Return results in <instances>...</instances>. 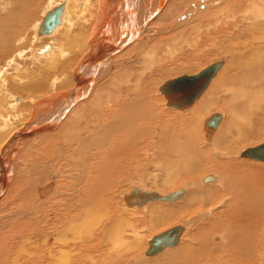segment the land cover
<instances>
[{
  "label": "bare ground",
  "instance_id": "1",
  "mask_svg": "<svg viewBox=\"0 0 264 264\" xmlns=\"http://www.w3.org/2000/svg\"><path fill=\"white\" fill-rule=\"evenodd\" d=\"M42 2L0 0V76L13 71L9 91L2 92L7 82L0 80V264H69L76 253L64 243L69 233L88 235L83 264H226L219 257L224 251L231 263L255 264L259 257L264 264V246L250 245L246 234L248 223L264 221V187L256 183L264 184V161L242 156L247 147L235 148L264 132V0H51L37 10ZM54 9L58 22L40 33ZM28 26L31 43L20 38ZM45 38L52 42L40 44ZM217 38L236 50L164 82L157 99L153 74L197 59ZM239 57L244 66L229 79L228 63ZM206 70L209 81L188 105L166 94L175 79ZM161 98L180 112L192 108L168 118L158 112ZM222 104L229 121L221 112L207 116ZM213 115L219 120L208 130ZM157 140L163 147L152 154L146 148ZM209 157L225 179L205 172ZM63 161L74 162V172L63 171ZM187 177L195 181L166 190ZM120 181L130 188L118 196L124 200L118 215L112 204ZM158 182L166 191L149 188ZM178 191L179 197L166 198ZM137 195L148 198L135 204L130 199ZM67 199L68 210L62 208ZM137 211L140 217H128ZM58 212L68 217L61 227ZM199 215L212 217L203 221L210 234L198 239L192 232L195 246L180 242ZM166 222L176 224L143 239ZM173 229L177 242L148 253L155 237Z\"/></svg>",
  "mask_w": 264,
  "mask_h": 264
},
{
  "label": "rangeland",
  "instance_id": "2",
  "mask_svg": "<svg viewBox=\"0 0 264 264\" xmlns=\"http://www.w3.org/2000/svg\"><path fill=\"white\" fill-rule=\"evenodd\" d=\"M13 1V0H12ZM47 0H43V2L42 3H40V4H38L37 5V10H41V8H42V6H47L46 4H50L51 3V0H48V2L49 3H47L46 2ZM55 0H52V2H54ZM44 3V4H43ZM43 4V5H42ZM35 15H37V14H35ZM35 15H34V18H36L35 17ZM34 18H32L33 20H35ZM32 20V21H33ZM31 21V22H32ZM34 22V21H33ZM29 27V26H28ZM24 31H25V33H23V36L24 37H20V38H24V39H27V41L29 42V43H31L32 41V38L30 37V34H28V33H31L32 31V26H30L29 28H26V29H23ZM25 34V35H24ZM22 36V35H21ZM26 36H27V38H26ZM19 38V37H18ZM40 38V37H39ZM217 41H219V43L217 42ZM16 42V46H19V45H21L22 46V44H24L26 41H24V42H22V43H19V42H17V41H15ZM52 42V40L51 39H48V38H45V40H43L40 44H42V45H44V44H46V43H51ZM31 44H29V47H25V49H23V50H28L31 46H33L34 44H32L31 46H30ZM15 47V46H14ZM202 50V53L200 54V55H198L197 56V59L195 58H193V60H189L190 62H192L193 61V63H190V62H188V63H186L187 61L186 60H184L183 61V63H173V64H171V63H169V64H167L168 66H166L165 68H163L162 69V72L161 71H158V72H156L155 74H153V77H152V79H151V81H152V83H153V88L155 89L154 90V92H155V94H156V96H157V99H158V97L160 98L161 96H160V93H158V90H157V88L159 87V86H162L163 84H164V82H166V81H168V80H171L172 78H175V77H178V76H181V74H188V75H190V74H195V73H197L201 68H203L204 66H206L207 64H209L211 61H214V60H216L217 59V57L219 56V55H223L225 52H231V51H233V50H236L235 49V46L234 45H232V44H228V43H226V41H220V39H213V40H211L208 44H207V47L206 48H204V49H201ZM12 52L13 51H11L9 54L11 55L12 54ZM204 52V53H203ZM7 55L6 56V58H8L10 55ZM226 54V53H225ZM202 55V56H201ZM216 58V59H215ZM68 59V58H67ZM233 62H232V61ZM230 60V62L228 63V70H227V72L229 73V74H227V76L228 77H230L229 79H233V77L237 74V73H239L241 70H242V68H243V66H244V62L242 63L241 62V60L242 61H244V60H246L245 59V57H243V58H241V57H239V58H236L235 60H238V61H235V60H233V59H231ZM3 61V60H2ZM196 61H198V62H196ZM237 64H236V63ZM186 63V64H185ZM242 63V64H241ZM184 64V65H183ZM190 64V65H189ZM241 64V65H240ZM26 65V64H25ZM232 65V66H231ZM236 65L238 66V67H236ZM234 66V67H233ZM241 66H242V68H241ZM22 67H23V64H22ZM231 67V68H230ZM240 67V68H239ZM4 70H6L5 68H3ZM2 69V70H3ZM233 69H235V70H233ZM237 69V70H236ZM3 70V71H4ZM194 71V72H193ZM235 71V72H234ZM11 72H13V71H6V72H4V74L3 75H1L0 76V80H1V82H2V80H4V78L6 79V80H4V81H6L7 82V85L5 84L3 87V89H2V92L4 91V89L5 90H7V91H9V86L11 87V85H9V81L10 82H12V79H11V77H12V73ZM193 72V73H192ZM1 73H2V71H1ZM0 73V74H1ZM9 73V74H8ZM232 73V74H231ZM13 74H15V72L13 73ZM11 75V76H10ZM230 75V76H229ZM7 76V77H6ZM8 77H10L9 78V80H8ZM3 78V79H2ZM228 79V80H229ZM163 82V83H162ZM8 88V89H7ZM10 93V92H9ZM203 97H206V93L202 96V98ZM10 99V98H9ZM164 99V98H163ZM222 103V102H221ZM156 104L158 105V112H160V114H162V116L163 115H166L168 118H170V116H171V118L172 117H175V115H177L178 114V112H180L179 111V109H175V108H172V107H169V106H167L166 105V101H165V99L162 101V98L161 99H159V101H157L156 102ZM164 105V106H163ZM166 106V107H165ZM225 104H222L221 105V107L220 108H218L217 110L216 109H213V110H210L209 112H208V114H207V116L209 115V113H212V112H221L222 114H223V116H226L225 117V119H226V121H229V117H230V115H229V113L227 114L226 112H228V110H227V107L225 106ZM163 107V108H162ZM192 107H190V108H188V109H186V111L188 112L190 109H191ZM223 110H222V109ZM226 108V109H225ZM164 111H163V110ZM163 112H162V111ZM224 110H226V111H224ZM177 111V112H176ZM183 110H181V112L180 113H184V112H186V111H184V112H182ZM164 112H166V114H164ZM168 112H169V114H168ZM186 112V113H187ZM176 113V114H175ZM224 126V125H223ZM19 128L20 127H17V128H15V131H17V130H19ZM21 129V128H20ZM199 131H201V129H200V127L198 128V126H197V134H200L199 133ZM203 137V136H202ZM202 137L200 136L199 138L197 137V141H199V140H203L202 139ZM261 138V140L259 139V138ZM258 137H255V138H249V140L247 139V140H240V142L236 145V149L238 148V151H240L241 150V148L242 149H244V148H249V147H254L255 145L257 146V145H259V144H261L262 142H264V132L263 133H261V135H259ZM160 139V138H159ZM158 139V140H159ZM258 139V140H257ZM157 140V141H158ZM241 141H242V143H241ZM250 141V142H249ZM244 142V143H243ZM159 144V145H158ZM239 144H241V145H239ZM154 146H156V147H154ZM160 146V148H157V147H159ZM163 147V145H161V143L158 141L157 143H156V145H153V147L152 148H146V150H148V151H151V150H154V151H152L153 153L152 154H155L156 153V151H157V154L159 153L160 154V152H159V150H161V148ZM208 147H211V146H208ZM208 147H205V148H203V149H206V148H208ZM157 149V150H156ZM156 150V151H155ZM212 152V151H211ZM156 154V155H157ZM210 158V157H209ZM190 159H192V158H190ZM212 158H210V159H207V161H206V168H205V172L206 173H212V172H215L217 169H215L214 168V166H213V162H211V161H213V160H211ZM245 159V158H244ZM65 162V163H64ZM14 162H13V171H14ZM262 164H264V163H262ZM60 167L63 169V171L65 170V171H67L66 173H71V171H73L74 172V167H75V165H74V162H70V161H63L61 164H60ZM150 167L148 166V169H149ZM151 169V168H150ZM204 172V173H205ZM216 172H218V171H216ZM218 174H220L221 176H223L222 177V179H225V175H222V173H219L218 172ZM129 176V175H128ZM200 176H198V177H196V179H198ZM131 178L132 177H130L129 179L131 180ZM133 179V178H132ZM192 181L193 180V182L195 181V179H191L190 177H187V178H182L181 180L179 179V180H177L176 181V183L172 186V187H170V184L169 185H164L165 187H166V190L167 191H169V189L170 190H172V189H174V188H176V187H178V186H180L181 185V183H186V182H188V181ZM256 180V179H255ZM159 181V180H158ZM254 181V180H253ZM260 180H258V182H259ZM122 182V183H121ZM257 181H256V183L258 184V185H260L261 187L263 186L264 187V184H260L261 182H259L258 183ZM159 184H160V182H158ZM247 183H249L250 184V181L248 182L247 181ZM254 184H255V181L253 182ZM263 183V182H262ZM157 184L156 186H152L151 187V185H149V188L150 189H152L153 188V190H160V191H163L164 189H163V185L162 184ZM129 185L130 184H128V182L127 183H123V181H120V182H117V186H116V188L114 187V189H115V191H114V201H115V203H113L112 204V207H115V208H117V212H118V215H119V213H120V211H121V206L123 205L122 204V198L120 199V197H118L119 195H121V193L123 192V191H125L126 189H129L130 187H129ZM145 185V184H144ZM121 186V187H120ZM259 186V187H260ZM124 187V188H123ZM127 187V188H126ZM161 187V188H160ZM168 187V188H167ZM174 187V188H173ZM254 187H255V185H254ZM212 189L211 190H216L217 188L215 187V188H213V187H211ZM163 189V190H162ZM210 189V188H209ZM166 190H164V191H166ZM200 190V189H199ZM200 191H202V190H200ZM227 200V198H225L224 199V201H226ZM124 201V200H123ZM71 203V200H69V199H67L66 201H65V203L63 204V207L62 208H65V207H67L66 208V210H68V207H69V205H70V207H72L71 205H73L72 203ZM67 204H69V205H67ZM182 204H183V202H181V204L179 203V205L178 206H182ZM124 206V205H123ZM162 207V206H161ZM163 207H165V206H163ZM207 209V208H206ZM201 211H203V210H201ZM132 213H134L133 215H131V213H128L127 215H128V217H130V218H133L134 216H135V214H142L141 212L139 213L138 211L137 212H132ZM58 214H59V212L57 213V215L55 214V216H56V219L58 220V222H59V219H61V222H59V224H60V227L61 226H63V225H61V224H63V223H65L67 220H68V217H67V219H65L66 218V215L64 216V218H63V215H60L61 217L60 218H58L59 216H58ZM192 214V215H191ZM190 215L191 216H193V213H190ZM190 215L189 216H187V217H190ZM141 216V215H140ZM140 216H138V215H136L135 216V219L136 218H138V217H140ZM209 218L211 219L212 217L211 216H209ZM209 218H204V217H201V215H199V217L198 218H196V220L194 221V222H192V224L191 225H189L187 228H186V230L185 231H183V233L181 234V236H180V242H189L191 245H192V243L194 244V246H195V243H197L198 244V241L196 240V239H192L191 238V236L193 235V234H196L197 232L199 233H197V235H200V237L198 236L197 238L199 239H201V237L203 236L204 238L205 237H207V235L208 234H210L209 233V231L207 232V234H206V232H205V230L203 229V228H205L204 227V222L203 221H207V220H209ZM0 219H4L2 216L0 217ZM56 219L54 220L55 222H57L56 221ZM186 218H184V219H182V220H180V221H178L177 223H182V222H185L186 220H185ZM1 220V221H2ZM185 220V221H184ZM57 222V223H58ZM187 222V221H186ZM196 222V223H195ZM167 223L170 225V224H172V225H175L176 224V222H166V223H162V226H161V224H159L158 225V227L156 228H153V230L152 229H148V230H146L145 232H144V234H143V239L145 240L147 237H149V236H152V235H154V234H156V233H159V232H161V231H163V229L165 230L166 228H168V226L169 225H167ZM174 223V224H173ZM247 223L248 222H246V224L245 225H247ZM251 223V222H250ZM59 224H58V226H59ZM199 225V226H198ZM253 225V226H252ZM171 226V225H170ZM169 226V227H170ZM202 226V227H201ZM253 227L252 229L254 230H252L251 228H248V227ZM263 226H264V221L263 220H261V222H259V223H257V224H255L254 225V223H251L250 225H249V223H248V225H247V228L249 229L248 231H250V232H247L246 234H250L251 236H249L250 237V240H249V244L250 245H253L254 247H255V245L256 246H258V247H261V246H264V236H263V233L262 232H264V229H263ZM198 227V228H197ZM254 227H255V229H257V230H255L254 229ZM201 228L203 229V231L201 230ZM155 230V231H154ZM150 231V232H149ZM196 231V232H195ZM253 231V232H252ZM192 232H193V234H192ZM195 232V233H194ZM205 234H204V233ZM230 232V230H228V233ZM80 234V235H79ZM78 234V238H77V235L75 236V235H72V234H67L66 236L67 237H65L64 238V241L66 240V241H68V242H64L65 244L67 243H69L68 244V246L66 247L67 248V250H68V253H71V254H73V253H75V255L73 254L72 255V258H70L69 259V264H80V263H82V261H84V260H82V258H81V251H83V250H87V248H88V246H86V244H84L83 245V242L85 241V238H86V240H87V238H88V235L87 234H81V233H79ZM192 234V235H191ZM72 235V236H71ZM83 235H85L84 237H83ZM86 235H87V237H86ZM191 235V236H190ZM252 237V238H251ZM80 238V239H79ZM84 239V240H83ZM77 240H78V242H77ZM100 241V240H99ZM192 243H191V242ZM254 241V242H253ZM263 242L262 244L260 243V242ZM75 242V243H74ZM85 243V242H84ZM66 244V245H67ZM69 246H70V248H69ZM193 246V247H194ZM198 246V245H197ZM253 246H252V248H253ZM76 247V248H75ZM65 248V249H66ZM66 250V251H67ZM69 251H71V252H69ZM255 252V256L257 255L256 254V250H254ZM258 251V250H257ZM79 252V253H78ZM79 254V255H78ZM167 254V253H166ZM133 255H134V253H133ZM133 255H124L122 258L124 259H126V257H127V259L128 258H131ZM168 255V254H167ZM219 257H221L222 259H224L225 260V262H226V264H237V263H231V262H229L228 261V259L230 258V254H229V252H226V251H224L223 253H219ZM134 257V256H133ZM164 257H165V254L163 255H161L160 257H158L157 258V260L158 261H163L164 260ZM76 258H78V259H76ZM258 258L259 257H257V259H256V263L255 264H261L260 262L261 261H258ZM43 259H45V257H43ZM72 259V260H71ZM122 259V260H123ZM121 260H119L118 262H116L115 264H122V262H120ZM151 261V263H153V260H150ZM203 260H200L199 262H198V264L200 263V264H206L205 262H203ZM86 263V262H85ZM146 264L148 263L149 264V262H145ZM150 263V264H151ZM83 264V263H82ZM95 264H96V262H95ZM144 264V263H143ZM208 264H220V262L219 261H216V260H212V261H210V262H208ZM222 264V263H221Z\"/></svg>",
  "mask_w": 264,
  "mask_h": 264
},
{
  "label": "water",
  "instance_id": "3",
  "mask_svg": "<svg viewBox=\"0 0 264 264\" xmlns=\"http://www.w3.org/2000/svg\"><path fill=\"white\" fill-rule=\"evenodd\" d=\"M58 14L59 10L54 9L51 12H49L43 19V22L41 23L39 27L40 33H49L54 25L58 22ZM212 72L210 71H204L199 73L198 75L191 76V77H181L175 79L174 83H176L177 86H171V88L166 92V94L173 96V101L175 104L184 106L191 103L194 99L197 98V96L201 93V91L205 88L207 82L209 81V77H211ZM192 85L189 86L188 85ZM174 89V90H173ZM219 120L218 115H213L209 119L206 120L205 125L208 130H212L214 126L217 124ZM242 156L247 158H252L256 160L264 161V144L254 147V148H248L242 152ZM208 180V177H205L204 181ZM153 197V195H149ZM180 196V191L175 192L173 194L168 195L167 199H175ZM146 196H136V198L130 199L131 201L135 202V204H140L142 201H144ZM179 230L173 229L169 230L166 233H163L161 235H158L151 241V246L149 248L148 253H154L160 250L161 248H164L166 246L173 245L178 240Z\"/></svg>",
  "mask_w": 264,
  "mask_h": 264
}]
</instances>
